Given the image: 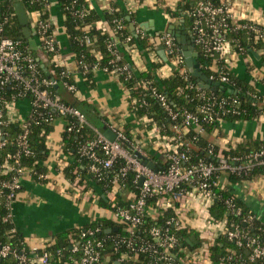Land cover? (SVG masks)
<instances>
[{"label":"built area","instance_id":"obj_1","mask_svg":"<svg viewBox=\"0 0 264 264\" xmlns=\"http://www.w3.org/2000/svg\"><path fill=\"white\" fill-rule=\"evenodd\" d=\"M233 1L226 0L219 7L199 1L194 10L188 12L192 25L186 29V36L196 51L200 50L204 57L216 60L210 69L213 73L207 76L208 79L229 89H232L227 75L230 73L229 53L243 57L247 62L250 56L244 57L242 47L237 42L231 43L227 35L241 30L252 35L254 43H264V25L254 21L235 20L231 13ZM46 8L50 13V1ZM125 10L133 14L132 6ZM27 17L29 27L38 35L35 40L38 50L51 54V63L62 69L59 83L66 93L79 97L77 83H69L67 78L79 75L84 81V76L90 71L89 67L80 61L75 63L76 70L70 72L55 62L59 51L53 31H50V24L42 21L37 13H30ZM6 22V19H0V204L6 212L0 214V220L12 223V205L26 180L49 189L62 188L59 182L63 181L65 187L60 190L66 193L67 190H73L87 199H97V196L92 194L85 183H81L76 171L73 172L76 177L73 181L65 178L63 171L70 159L64 156L63 151L56 155L55 163L50 161L53 155L52 134L55 123L59 121L61 124L60 137L63 144V135H79L84 128H90L84 114L63 103L58 95L52 93L58 82L42 77L39 64L30 54L29 48H24L20 41L4 34ZM96 26L101 32H108L113 37L107 44L112 59L105 68L99 69L95 65L91 71H101L118 79L126 93L127 115L132 118L133 124L144 131L146 138L137 140L128 136L123 128L124 123L117 125L105 121L106 129L115 134L113 142L108 141L102 132L91 128L95 139L78 144L77 155L88 160L90 177L94 182L104 183L109 187L100 196L107 202L114 203L119 195L125 205H114V209L109 211V221L121 227L124 235L112 236V233L106 232L109 236L100 238L98 227L74 234L70 239V249L79 256L76 264H250L256 261L264 264V243L260 237H253L248 228L240 229L231 225L230 230L225 219L214 220L209 212L216 198L213 186L218 184L217 180L224 181L225 184L226 175L248 177L255 169L264 168V146L243 155L227 156L229 149L218 148L210 143L206 152L211 161L200 158L192 162L190 154L193 142L205 135L206 125L220 126L225 122L222 116L240 115L239 100L229 98L217 102L213 94L206 99V89L198 82H190L193 76L175 38L168 32L148 34L140 26L134 25L132 35L118 40L114 34L122 30L120 24L114 30H109L105 22H98ZM145 39L149 40L151 46L144 48L139 45L138 40ZM84 43L91 45L88 37H84ZM160 51H163L165 60ZM95 57L100 60L99 54H95ZM124 58L127 63L120 65ZM220 60L224 62V68L217 64ZM151 64L160 65L154 72L158 79L178 76L184 82H190L186 89L194 91L197 97L203 99L195 112L182 111L181 126L171 127L174 132L171 137L163 135L161 128L147 116L136 117L132 109L135 105L146 106L143 98L145 92L150 90L151 96L171 120L176 121L179 114L170 107L165 95L152 89L150 81L135 82L131 88L124 84L133 79V75L147 71ZM121 78L125 82H121ZM132 92L138 96H133ZM179 93L184 91L180 89ZM25 102L28 110L26 114H22L20 105ZM259 118L264 119V113ZM33 126L52 127L46 136L48 157L42 163L44 172H39L36 168L40 162L32 161L34 152L30 135ZM12 127H16V130L12 131ZM189 133L194 134L191 140L185 138ZM118 162L121 163L120 168L113 171ZM150 163L154 165L153 169L148 168ZM235 201L236 198L231 193L225 205L230 213L240 215L241 210L236 207ZM154 210L171 211L173 214L163 225L148 224L149 221H157ZM254 220H259L264 225L254 212L243 219V223L249 227ZM181 229L196 235L195 245H181L176 234ZM261 232L264 236V226ZM220 240L233 243L237 251L227 247L214 262L210 249ZM109 241L114 254L124 249L116 260L103 254L105 244ZM239 251H243L247 259ZM27 252V255L18 254L8 245L0 244L2 260L12 256L18 264L51 263L47 245L42 248L28 246ZM140 255L144 257L142 261L139 259Z\"/></svg>","mask_w":264,"mask_h":264},{"label":"trees","instance_id":"obj_2","mask_svg":"<svg viewBox=\"0 0 264 264\" xmlns=\"http://www.w3.org/2000/svg\"><path fill=\"white\" fill-rule=\"evenodd\" d=\"M199 1L208 2L212 6L219 7L222 6L226 0H179L177 6L174 10L170 8H165L164 11L171 19L175 21L183 20L184 27L187 29L192 25V18L188 15V12H192L196 7V4ZM49 4V0H47ZM44 0H0V19H6L7 22L3 27L4 34L11 39L18 40L22 43L24 48H28L27 42L22 33V27L20 26L16 14L14 5L16 3H21L24 7V10L27 15L30 13H37L40 15L42 21L50 24V31L54 30V26L50 22V13L46 8ZM59 10L64 17V29L68 37V45L70 51L75 56V63L83 62L89 67V72L84 76V83L86 85H92V76L93 72L91 69L98 65L99 69L105 68L108 66V63L111 61L112 56L107 49V44L109 41L113 40V37L108 32H101L96 24L98 22H105L109 30L116 29L117 25L122 26V30L115 33L114 36L118 40H122L124 37L132 35L130 30V23L133 19V14H129L125 8L121 7L117 3H111L109 9L104 11H97L89 7L88 0H57ZM130 18V21L127 20ZM50 22V23H49ZM84 37L90 39L91 45L87 46L84 43ZM38 35L33 33V39L37 40ZM227 39L231 43L237 42L244 51V57L250 56L252 53L260 52L262 62L264 63V43L259 41L254 43L253 36L249 35L245 31L236 30L232 31L227 35ZM139 45L142 47L151 46L148 39L139 41ZM30 54L35 58L39 59V71L41 76L44 78L55 79L58 84L56 88L52 89V93L60 97L63 103L72 106L78 109L82 114H84L86 121L89 127H86L82 130L79 135H63V147L62 151L65 157L69 158L70 161L65 167L63 173L66 179L73 181L76 177L73 175V172L76 171V176H79L81 183H85L87 188H98L103 192H106L109 187H106L104 183L94 182L88 173V160L85 158H80L77 155V146L79 143H84L95 139V134L91 128H95L100 132H104L106 129L105 119L100 117L96 109L88 104L85 101H78L74 98L66 99L65 89L62 84L59 83V73L62 71L55 64L51 63L52 55L46 53L43 50H38L36 52L30 51ZM198 52V64L202 67V72L206 76H211L213 73L210 69L215 64L216 60L204 57L200 50ZM95 54L100 55V60H97ZM127 63L126 59L120 61V65ZM217 64L224 68V62L219 61ZM40 65H44L46 68V73L43 72ZM159 64H151L148 66L147 71L139 73L138 75H133V79L125 82L122 78L121 82H125L127 88H131L135 82L139 81H150L151 88L157 92L162 93L167 98V101L170 107L176 111L179 115L176 121H172L167 113L161 108L160 104L151 96V91L145 92V97L143 98L146 102V106L135 105L132 107L133 113L136 117L147 116L152 119L158 127L161 128V133L165 136H173L174 132L171 127L173 125L181 126L182 118L180 114L183 110L189 112H195L196 108L203 103V99L197 97L196 93L192 90L186 89L190 82L196 83L194 77L190 78V82H184L180 77H171L169 79H158L154 74L155 70L159 67ZM227 72V71H226ZM228 77L231 80V88L229 89L224 86H220L216 91L204 90L205 98L207 99L211 94L214 95V99L219 102L222 99H237L240 102V115H227L222 116L225 121H240V122H252L258 119V117L264 113L263 106V97L250 85L247 83L238 80L231 73H227ZM69 83H75L73 77L67 78ZM264 82V79H263ZM182 89L184 93H179V90ZM8 92V91H6ZM133 96H138L137 93L132 92ZM128 127V126H126ZM205 135H210L213 131L218 130L220 126L206 125ZM12 131L16 130V127L11 128ZM52 130V127L47 126H33L32 132L30 135L31 148L34 152L32 158L33 162H40L41 164L36 165V168L39 172H44V167L42 163L47 160L48 150L46 147V136L49 131ZM194 136L193 133H189L185 138H191ZM191 145L190 154L192 156V162H196L198 159H204L211 161L212 159L207 158V147L209 142L203 137H200L197 141L193 142ZM264 146V141H254L250 143H239L234 148H230L226 155L236 156L249 153L251 151L258 150L260 147ZM217 149V147H215ZM121 166V163L118 162L113 171H117ZM264 175V168H258L252 171L248 177H237L235 175H226L224 181H218L215 186H213V191L216 196L214 202L209 210L210 216L217 221L225 219L227 222L228 228L231 230V225L238 226L240 229H250V233L253 237H260L261 242L264 243V236L262 235L263 223L259 220H254L250 224V228L247 224L243 223L245 219L252 212L247 209L242 203L237 199L235 201L236 207L241 210L240 215H235L230 213L227 210L225 201L231 196L233 187L243 182L249 181L257 176ZM215 178V177H214ZM97 204L99 207L111 211L115 206H124L125 203L121 200L119 195L117 196L114 203L107 202L102 196H97ZM155 211V210H154ZM6 212L1 208L0 204V214H5ZM155 217L156 222L149 221V223H158V225H163L165 221L171 217L173 214L171 211H160L156 210ZM99 228L100 229V238L109 236L106 234L107 230H112V236L124 235L122 228L117 226L115 223L107 220L98 218L92 224L87 225L80 229H73L67 232L59 233L54 236L52 243L47 245V251L51 254V263L50 264H76L79 260L77 254L72 253L70 249V239L74 234L78 233L81 230L88 228ZM118 229L117 231H113ZM177 236L180 239L181 245L183 247H189L188 240L192 236H196L192 232L187 231L186 229H181L176 232ZM0 244L8 245L11 249L15 250L18 254H28L27 249L28 245L24 241L23 237L14 229L12 223H3L0 220ZM105 249L103 254L108 256L111 260H116L123 252L122 249L119 253L114 254L113 247L109 242L105 244ZM231 248L236 250L237 248L233 243H226L224 240H220L216 243L211 249V259L216 262L217 259L224 253L226 248ZM245 259L247 255L243 251H239ZM144 257L140 255L139 259L142 261ZM0 264H18V262L12 257L2 260L0 259ZM147 264V263H141ZM249 264V263H248ZM250 264H263L262 261H256Z\"/></svg>","mask_w":264,"mask_h":264},{"label":"crops","instance_id":"obj_3","mask_svg":"<svg viewBox=\"0 0 264 264\" xmlns=\"http://www.w3.org/2000/svg\"><path fill=\"white\" fill-rule=\"evenodd\" d=\"M50 1V20L54 26L53 34L58 45L55 59L66 70H76L75 56L70 51L68 37L64 29L62 16L57 0ZM179 0H89V7L97 11L108 9L111 3L125 8L132 6V24L140 26L148 34L176 32L182 34L184 25L166 15L164 9L174 10ZM231 13L235 20L254 21L264 25V0H234ZM172 27V30H171ZM185 28V27H184ZM186 30V28H185ZM228 69L240 81L252 86L262 97L264 106V63L260 52L250 55L248 62L238 55L229 53ZM146 60V56H145ZM80 91L79 97L65 93L66 99L74 98L92 105L98 115L107 122L123 125L128 136L143 140L144 131L133 124L127 115V97L124 88L117 78L96 71L92 76V85H86L82 78L75 76ZM22 114H26L28 106L20 105ZM124 121V122H122ZM122 123V124H121ZM128 126V127H126ZM59 121L53 131L54 146L62 152ZM204 138L218 148L230 149L239 143L264 141V119L252 122L225 121L218 130ZM51 161V160H50ZM93 195L100 196L98 188H89ZM235 198L247 209L256 213L264 222V175L233 187ZM111 213L98 206L97 200L84 198L81 193L67 190V193L55 188H44L43 185L26 180L18 198L12 205V224L20 233L28 246L42 248L52 243L55 235L73 229H80L92 224L96 219L109 220ZM195 238V236H192ZM196 244V243H195ZM192 244V245H195Z\"/></svg>","mask_w":264,"mask_h":264},{"label":"water","instance_id":"obj_4","mask_svg":"<svg viewBox=\"0 0 264 264\" xmlns=\"http://www.w3.org/2000/svg\"><path fill=\"white\" fill-rule=\"evenodd\" d=\"M14 9L17 20L20 26L22 27V33L27 42L29 50L32 52L38 51V46L36 41L33 39V31L29 27L28 17L24 10L23 5L21 3H16L14 5ZM127 20L130 21V18H127ZM181 22L182 24L184 23L183 20H181ZM130 30L134 31V24H132V22L130 23ZM168 33L175 38L178 46L180 47L182 56L184 58L185 64L189 72L196 79L199 85L206 90L216 91L221 85L217 82L210 81L208 77L202 72L201 67L198 64V53L195 49V46L188 40L186 36L185 28L183 27L182 34L172 31H169ZM160 55L165 60L163 51H160ZM253 55H255V53H253ZM36 61L39 64V59H36ZM40 67L43 70V72L46 73V68L44 67V65H40ZM103 135L110 142H113L115 140V134L109 129H104ZM148 168L153 169L154 165L150 163L148 164ZM113 231H117V229H114ZM106 232L111 233L112 230H107ZM195 243H196V239L194 237H191L188 244L192 245Z\"/></svg>","mask_w":264,"mask_h":264},{"label":"rangeland","instance_id":"obj_5","mask_svg":"<svg viewBox=\"0 0 264 264\" xmlns=\"http://www.w3.org/2000/svg\"><path fill=\"white\" fill-rule=\"evenodd\" d=\"M31 22H33V20L31 19ZM52 150H53V155H52V157L50 158V160L52 161V163H55L56 161H57V159H56V155L60 152V149L55 145H53L52 146ZM62 186V188H64L65 186H64V183H63V181H60L59 182ZM44 188L46 187V186H43ZM47 188V187H46ZM58 189H62V188H60V187H57ZM67 188V187H66ZM55 189V188H54ZM53 189V190H54Z\"/></svg>","mask_w":264,"mask_h":264}]
</instances>
